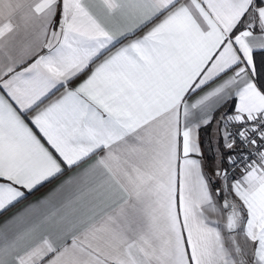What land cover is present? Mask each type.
Wrapping results in <instances>:
<instances>
[{"label": "snow or ice", "instance_id": "obj_1", "mask_svg": "<svg viewBox=\"0 0 264 264\" xmlns=\"http://www.w3.org/2000/svg\"><path fill=\"white\" fill-rule=\"evenodd\" d=\"M258 52L264 0H0V264H264Z\"/></svg>", "mask_w": 264, "mask_h": 264}, {"label": "crops", "instance_id": "obj_2", "mask_svg": "<svg viewBox=\"0 0 264 264\" xmlns=\"http://www.w3.org/2000/svg\"><path fill=\"white\" fill-rule=\"evenodd\" d=\"M24 66H27V65H24ZM62 92H63V89H61L60 92L57 93V95H60ZM210 133H211V129L208 130V133H204V132L201 133V140L203 143V148H204V153H205L206 171H208L209 173L213 171V167L215 166V163H216V154L214 151V145L209 144V140L211 139ZM224 166H227V165L225 164ZM56 183H59V181H57ZM53 186L54 185H48L44 188H41L39 192H36L35 194L31 195L28 198V200L24 201L21 204H18L16 208L5 213V217L11 216L15 212L23 209L28 203H31L39 199L42 195L48 192L50 188Z\"/></svg>", "mask_w": 264, "mask_h": 264}, {"label": "trees", "instance_id": "obj_3", "mask_svg": "<svg viewBox=\"0 0 264 264\" xmlns=\"http://www.w3.org/2000/svg\"><path fill=\"white\" fill-rule=\"evenodd\" d=\"M257 70L260 73L259 79L264 80V53H257L256 55Z\"/></svg>", "mask_w": 264, "mask_h": 264}, {"label": "built area", "instance_id": "obj_4", "mask_svg": "<svg viewBox=\"0 0 264 264\" xmlns=\"http://www.w3.org/2000/svg\"><path fill=\"white\" fill-rule=\"evenodd\" d=\"M238 171V170H237Z\"/></svg>", "mask_w": 264, "mask_h": 264}]
</instances>
